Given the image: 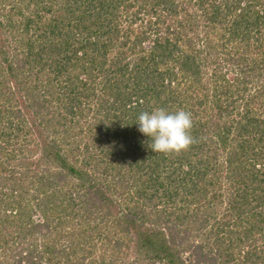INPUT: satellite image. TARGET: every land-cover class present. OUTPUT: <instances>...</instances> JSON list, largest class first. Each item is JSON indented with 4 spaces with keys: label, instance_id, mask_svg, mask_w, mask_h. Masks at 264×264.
Returning <instances> with one entry per match:
<instances>
[{
    "label": "trees",
    "instance_id": "obj_1",
    "mask_svg": "<svg viewBox=\"0 0 264 264\" xmlns=\"http://www.w3.org/2000/svg\"><path fill=\"white\" fill-rule=\"evenodd\" d=\"M156 108L191 113L188 150H151ZM127 263L264 264V0H0V264Z\"/></svg>",
    "mask_w": 264,
    "mask_h": 264
},
{
    "label": "rangeland",
    "instance_id": "obj_2",
    "mask_svg": "<svg viewBox=\"0 0 264 264\" xmlns=\"http://www.w3.org/2000/svg\"><path fill=\"white\" fill-rule=\"evenodd\" d=\"M77 6L76 7H78L79 8V10H82V11H84L85 9H87V14L88 13H90V12H88V4H84V5H80V4H76ZM55 7H60V4H56V6ZM135 7V6H134ZM133 7V8H134ZM136 9V7L133 9V10H135ZM43 15H44V13H41V16L43 17ZM45 16V15H44ZM46 17H51V13H47V16ZM118 20L119 21H121L119 18H118ZM123 20V19H122ZM36 26H38L39 25V23H40V25H43L42 23H43V20L42 19H39L38 18V16L36 17ZM35 24V23H34ZM33 28V27H32ZM34 29V28H33ZM14 52V51H13ZM116 171H114V173H115ZM107 174H111L110 172L109 173H107ZM113 174V173H112ZM144 174V173H143ZM111 176L112 175H109V177L111 178ZM109 178V179H110ZM102 179H105V178H102ZM103 185H104V183H103ZM121 189H118L114 194L115 195H119L120 193H121V191H120ZM127 198L125 197L124 198V201H123V203L121 204V208L122 209H126V208H129L130 206L131 207H136L137 208V210H142L143 209V211H140V213H139V219H140V221H141V223L146 227V228H148V227H153V225H156V220H157V214L155 213V211H157V209H154V208H164L165 206H160V207H158L155 203L156 202H154L153 200H152V202H146L145 201V199H143V198H140V199H138V198H135L134 199V201L132 202V203H130V204H128L129 203V201L128 200H126ZM121 200V199H120ZM122 201V200H121ZM126 202V203H125ZM145 207V208H144ZM194 205L192 206V209H194ZM229 207H230V205H229V203L227 202V201H225V202H223L222 204H220V205H216L215 204V207H213L211 210H208V212L210 213V218H211V222H210V224L205 228V229H203V230H199V231H197V227L199 226V223H196V225H194L193 226V228H194V231H190V229H192L191 227H190V229H189V231H186L185 230V228H184V222H185V220H184V215L186 214V213H188V209L186 208H179V206L178 207H176V209H175V211H176V213L174 214V217L172 216V217H170V218H172V219H169V217H167V219L166 220H172L173 221V219L175 220V224L176 223H179V222H181L180 223V225L182 224V226L180 227V228H182V230L183 231H186V236H188V235H190L191 236V239H196L197 241H199L200 243L205 239V237H207V235L208 234H210V233H212V234H214L217 230H220L219 228H218V225H217V223L216 222H221V221H225V217H226V215H228L227 213H228V209H229ZM167 209H169L168 207H167ZM172 209V208H171ZM155 210V211H154ZM166 209H163V211H165ZM166 214H168L169 212H165ZM226 220H229V218H226ZM235 223L237 222V221H235V220H233ZM164 222H166V221H164ZM232 222V221H231ZM215 223V224H214ZM186 225V224H185ZM233 225H235V224H232L231 223V225H230V228H231V226H233ZM241 228H243V227H241ZM239 230V229H238ZM226 231H225V233H223V234H221L220 236H217V235H215V237H214V239H217V237H219V238H221V239H224L225 241H229V238H227L226 237ZM192 235H194V237L192 236ZM136 237H134L133 236V239H135ZM91 241V242H94V241H92L93 240V237H92V239H88L87 240V242H86V244H87V250L88 251H92V250H94V248L96 249V250H94L93 252H95V254L93 255V257L91 258L92 260H98L100 257H101V255H102V253H104L106 250H109L108 248H106L105 246H104V244H103V241H101L100 239H96L95 240V244H96V246H91V242H89L88 243V241ZM128 240H129V238H128ZM205 241V240H204ZM207 242V241H206ZM213 242V241H212ZM132 244V243H131ZM217 245L215 244V242H213V244L212 245H210V247H216ZM245 246V248L247 249V241L245 242V244H243V246L242 247H244ZM217 248V247H216ZM215 248V249H216ZM245 248H243V249H245ZM207 250H209V248H207ZM240 251V246H238V248H237V244H236V248H235V252L237 253V252H239ZM193 252H194V248L192 247V246H189V244H186V245H183L182 246V254L185 256V257H188V256H193ZM126 253L128 254V257L127 258H129L130 259V257L131 258H133V251H132V248H129V249H127V251H126ZM243 254V253H242ZM128 263H131V261H129ZM127 263V264H128ZM217 264V263H216ZM218 264H221V263H218Z\"/></svg>",
    "mask_w": 264,
    "mask_h": 264
},
{
    "label": "clouds",
    "instance_id": "obj_3",
    "mask_svg": "<svg viewBox=\"0 0 264 264\" xmlns=\"http://www.w3.org/2000/svg\"><path fill=\"white\" fill-rule=\"evenodd\" d=\"M138 131L150 138V148L155 153H180L194 143L191 135L193 119L190 112L180 109L169 112L156 108L138 115Z\"/></svg>",
    "mask_w": 264,
    "mask_h": 264
}]
</instances>
